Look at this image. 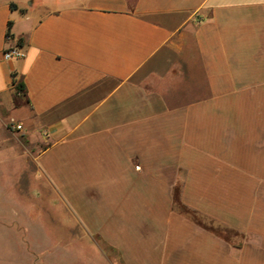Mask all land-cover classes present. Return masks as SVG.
<instances>
[{
	"label": "crops",
	"instance_id": "1",
	"mask_svg": "<svg viewBox=\"0 0 264 264\" xmlns=\"http://www.w3.org/2000/svg\"><path fill=\"white\" fill-rule=\"evenodd\" d=\"M16 158L105 264H264V0H0Z\"/></svg>",
	"mask_w": 264,
	"mask_h": 264
},
{
	"label": "rangeland",
	"instance_id": "2",
	"mask_svg": "<svg viewBox=\"0 0 264 264\" xmlns=\"http://www.w3.org/2000/svg\"><path fill=\"white\" fill-rule=\"evenodd\" d=\"M11 118L17 121L11 116L7 126L18 131ZM26 165L17 158L0 163V264H105L93 242L73 239L78 227L69 225L72 217L64 200L41 174L38 181L31 179Z\"/></svg>",
	"mask_w": 264,
	"mask_h": 264
},
{
	"label": "built area",
	"instance_id": "3",
	"mask_svg": "<svg viewBox=\"0 0 264 264\" xmlns=\"http://www.w3.org/2000/svg\"><path fill=\"white\" fill-rule=\"evenodd\" d=\"M6 38H9V36H6ZM2 55L4 59L9 60V59H16V58L22 57L23 52H22V49L18 45H16V46L7 47L6 49H4L2 52ZM10 121L12 123L13 129L15 130L21 129L22 125L18 123L17 121H15V119L11 118Z\"/></svg>",
	"mask_w": 264,
	"mask_h": 264
},
{
	"label": "trees",
	"instance_id": "4",
	"mask_svg": "<svg viewBox=\"0 0 264 264\" xmlns=\"http://www.w3.org/2000/svg\"><path fill=\"white\" fill-rule=\"evenodd\" d=\"M5 36H11L10 33V22H8V26H7V30L5 32ZM12 76V85L14 87L15 93L18 94L21 97H24L25 95V85L24 83L20 80L16 78V73L12 72L11 74Z\"/></svg>",
	"mask_w": 264,
	"mask_h": 264
}]
</instances>
